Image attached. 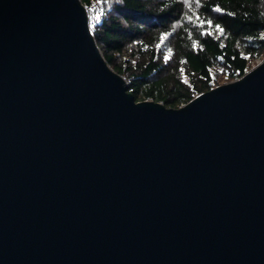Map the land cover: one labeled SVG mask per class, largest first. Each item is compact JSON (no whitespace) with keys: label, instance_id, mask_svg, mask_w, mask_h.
<instances>
[{"label":"water","instance_id":"1","mask_svg":"<svg viewBox=\"0 0 264 264\" xmlns=\"http://www.w3.org/2000/svg\"><path fill=\"white\" fill-rule=\"evenodd\" d=\"M0 264H264V59L135 101L80 0H0Z\"/></svg>","mask_w":264,"mask_h":264},{"label":"trees","instance_id":"2","mask_svg":"<svg viewBox=\"0 0 264 264\" xmlns=\"http://www.w3.org/2000/svg\"><path fill=\"white\" fill-rule=\"evenodd\" d=\"M100 1L91 33L135 101L179 108L264 56V0Z\"/></svg>","mask_w":264,"mask_h":264},{"label":"rangeland","instance_id":"3","mask_svg":"<svg viewBox=\"0 0 264 264\" xmlns=\"http://www.w3.org/2000/svg\"><path fill=\"white\" fill-rule=\"evenodd\" d=\"M100 3H102L100 0H94L93 4H89V5L85 6V7H91V8L96 7L97 8V12H98V11L102 10V7H101L102 5ZM263 59H264V56H260V57H257L256 59H254L252 61V64H250L251 67H250L249 70H251L255 66H257L260 62H262ZM220 83H221V85L227 84L226 80H222Z\"/></svg>","mask_w":264,"mask_h":264},{"label":"built area","instance_id":"4","mask_svg":"<svg viewBox=\"0 0 264 264\" xmlns=\"http://www.w3.org/2000/svg\"><path fill=\"white\" fill-rule=\"evenodd\" d=\"M85 9H86L87 15H88V12H89V14H90V13L93 12L94 10H97L96 7H94V8H91V7H85ZM88 21H89V20H88ZM260 63H261V62H260Z\"/></svg>","mask_w":264,"mask_h":264}]
</instances>
